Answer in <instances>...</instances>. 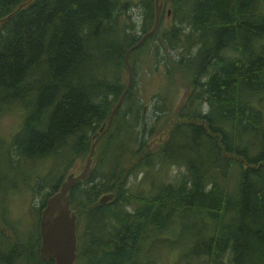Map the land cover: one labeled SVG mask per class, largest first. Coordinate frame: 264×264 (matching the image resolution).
Here are the masks:
<instances>
[{
	"label": "trees",
	"instance_id": "obj_1",
	"mask_svg": "<svg viewBox=\"0 0 264 264\" xmlns=\"http://www.w3.org/2000/svg\"><path fill=\"white\" fill-rule=\"evenodd\" d=\"M160 1L157 28L171 10L168 25L160 26V40L168 47L184 48L185 42L193 47L187 56L182 51L177 59L170 56L165 69L170 79L181 62L193 71L177 112L182 121L169 128L154 163L153 156L145 155L136 164L146 165L143 178L151 192L129 190L134 183L122 177L125 151L116 160L106 141L130 132L137 122L140 109L129 88L122 102L133 97L127 111L135 113V122H118L121 103L109 131L96 143L92 161L98 157L99 164L70 189L76 214L75 264H158L144 245L177 220L189 239L178 250L186 264H223L226 252L230 257L224 264H264V108L259 105L264 100V0ZM139 3L141 10L134 16L141 19L144 33L153 25L155 5L154 0ZM130 5L127 0H0V108L18 100L25 113L23 126L14 134V155L62 157L70 146L64 168L75 157H87L126 86L121 80L126 49L141 35L130 31L134 22L121 18ZM97 64L107 65L97 73ZM139 132L131 131L130 138L137 141ZM143 145L139 140L136 149ZM200 146L207 151H199ZM106 157L112 163L101 168ZM170 164L184 165L186 173L166 181L160 170ZM149 169L160 178L153 182ZM230 171L231 192L221 182ZM63 180L57 177L44 194L39 217L46 198ZM103 192L113 196L101 203ZM189 213L197 220L190 227L183 223ZM39 217L34 233L22 241L0 213L5 236L21 256L19 264H52L39 255ZM20 242L29 244L35 263L24 256L27 249L21 252L25 246ZM6 256L0 264H15L16 256Z\"/></svg>",
	"mask_w": 264,
	"mask_h": 264
},
{
	"label": "rangeland",
	"instance_id": "obj_2",
	"mask_svg": "<svg viewBox=\"0 0 264 264\" xmlns=\"http://www.w3.org/2000/svg\"><path fill=\"white\" fill-rule=\"evenodd\" d=\"M127 1L131 5L121 13V18L129 24L134 22L129 29L138 37V35L143 33L140 31L141 19L136 18L134 13L139 14L141 10L140 3L139 0ZM170 13L171 10L161 20L160 25L156 29L157 31L155 30L157 33L155 32L151 39L146 40L142 45L136 47L129 56L130 62L133 61V77L130 87L132 93L135 94V102H138L137 105H139V117L136 118L137 122L134 123L135 113L127 111L129 105L134 102L132 100L133 97L129 98L128 96L127 101L122 102L119 107L118 122L125 123L128 120L125 124L126 126H128V123H134V128L130 127L128 129L132 132L135 130L141 132H139L138 140L134 141L130 138L131 131L126 132V130L124 131V135L113 138V140H106L107 143L109 142L108 148H106L109 154L112 157L114 156L116 160L121 161L123 159V152L125 151V160L123 163L124 173L122 177H128L129 182L134 183L130 185L131 188L129 190L138 191L136 189L141 188L140 191L146 192L147 194L151 190L147 188V180L143 178L146 165L136 168V164L141 159H144L143 157L145 155L153 156V163L158 159L156 152L161 150V143L167 140L169 128L175 122L182 121L178 117L177 112L189 89L190 73L193 74V71L189 72L190 69H187L189 66H187L186 62H181L182 67L178 68L176 77L172 79L165 72L170 56L173 59H177L180 51L186 53L187 56L190 50H193V47L190 48V42H185L184 48H176L178 44L168 47L165 42L160 40L159 35L162 34L160 26L161 24L163 27L168 25ZM136 19H138L137 22H135ZM155 65L157 67H154ZM104 66L97 64L95 71L97 73L100 72ZM122 70L121 80L126 82L128 70L125 66H122ZM173 72H175L174 69ZM108 78H111L110 73H108ZM27 86L34 87L31 83H28ZM25 103L28 107L31 105L27 101ZM21 105L18 100H15L0 108V213L5 219L11 221L13 225L11 227H14L18 232L16 234L19 240L22 239L24 241V238H29L30 234H33L36 230V219L39 217L38 207L44 194L51 189L52 182L60 175L65 179L70 171L76 172L80 168L82 169L86 155L84 158L75 157L70 168L69 165L64 168L65 166L62 163L63 157H66L70 151V146L68 149L65 148L64 153H61L62 157L53 155L51 157L34 160L33 157L30 159L25 156L14 155L12 145L15 139L14 134L21 129L25 120L24 106L22 107ZM259 105L264 108V100H261ZM158 107H161V109H158ZM180 130L182 131V129ZM119 131L120 129L117 132ZM139 140L144 142L141 150L136 149ZM199 151H207V149L200 146ZM181 155H183V158H186L185 154ZM91 162V167H96L99 164L98 157L95 159V156H93V161ZM101 162L100 166L102 168L103 166H110L112 160L110 157H106L101 159ZM62 167L65 170L64 172H61ZM185 168L182 164L164 165L160 170V174L162 178L168 181L170 178L178 176L180 171L181 174H185ZM50 171L52 180L46 182L44 178ZM128 171L130 172L128 173ZM148 173L153 179V182L160 178V175L154 169H149ZM232 175L230 171L221 180L230 192L234 187ZM26 180L29 183L25 182ZM194 218L195 214L189 213L184 218L183 223H186L190 227L189 222L197 221ZM181 228L180 220H177L158 235H152L147 240V243H145L144 247L146 251L150 256L157 258L158 264H186V262L178 258V250L182 247H187L189 241L187 233L181 234ZM6 230L7 228L5 229L0 224V257L8 254L10 256H16L13 262L19 264L17 261L21 259V256H18L19 251L17 249L13 250L12 244L6 238ZM164 237H168L167 240H162ZM204 237L206 238L205 233ZM19 244L20 246H25V248H19L22 253L27 249L24 256H28L29 263H35L30 254L29 244L24 245L22 242ZM229 257V252H226L224 257H222L223 264L228 263Z\"/></svg>",
	"mask_w": 264,
	"mask_h": 264
},
{
	"label": "water",
	"instance_id": "obj_3",
	"mask_svg": "<svg viewBox=\"0 0 264 264\" xmlns=\"http://www.w3.org/2000/svg\"><path fill=\"white\" fill-rule=\"evenodd\" d=\"M154 5V22L152 27L142 33L138 40L126 49L124 54V59L128 68L126 86L111 109L108 121L106 124L103 122L99 127L100 132L92 141L90 151L82 169L76 173L73 172L68 174L61 182L58 189L46 198L45 205L41 209L39 217V234L41 237L39 255L42 259H52V264H75L77 256L76 214L70 206V189L77 181L85 178L91 173V161L96 143L100 136L109 129L114 113L122 103L125 94L131 86L133 71L128 55L133 49L139 46L147 36L155 32L160 18L162 3L160 0H154ZM112 196L113 193L111 192L104 193L98 198V202L103 203L111 199Z\"/></svg>",
	"mask_w": 264,
	"mask_h": 264
},
{
	"label": "flooded vegetation",
	"instance_id": "obj_4",
	"mask_svg": "<svg viewBox=\"0 0 264 264\" xmlns=\"http://www.w3.org/2000/svg\"><path fill=\"white\" fill-rule=\"evenodd\" d=\"M182 102H183V101H182ZM181 104H182V103H181ZM181 104H180V105H181ZM70 173H73V172H72V171H70V172H69V174H70ZM75 173H76V172H75Z\"/></svg>",
	"mask_w": 264,
	"mask_h": 264
}]
</instances>
